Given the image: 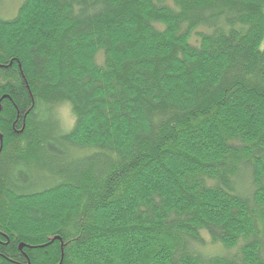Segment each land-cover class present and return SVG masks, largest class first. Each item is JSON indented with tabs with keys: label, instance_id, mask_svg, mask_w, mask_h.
Masks as SVG:
<instances>
[{
	"label": "trees",
	"instance_id": "trees-1",
	"mask_svg": "<svg viewBox=\"0 0 264 264\" xmlns=\"http://www.w3.org/2000/svg\"><path fill=\"white\" fill-rule=\"evenodd\" d=\"M0 264H264V0L0 16Z\"/></svg>",
	"mask_w": 264,
	"mask_h": 264
},
{
	"label": "rangeland",
	"instance_id": "rangeland-1",
	"mask_svg": "<svg viewBox=\"0 0 264 264\" xmlns=\"http://www.w3.org/2000/svg\"><path fill=\"white\" fill-rule=\"evenodd\" d=\"M22 1L23 0H0V16L5 18V19H9V18H12L13 16H15L17 9H18L19 5L22 3ZM52 115L54 116V118H56L58 125L61 128L66 129V128L70 127L72 122H73V117L70 113L69 106L66 104H61L59 106L54 107ZM40 177L41 176H39L37 173H35V175H34V184L35 185H39L38 181H39ZM205 241L207 242V244L205 245V249L209 254L211 252H215L217 250L216 245L212 246L211 244H208L209 242H208V239L206 237H205ZM217 245L219 246V244H217ZM219 251L224 252V249L222 246H220ZM218 254H223V253L218 252Z\"/></svg>",
	"mask_w": 264,
	"mask_h": 264
},
{
	"label": "water",
	"instance_id": "water-1",
	"mask_svg": "<svg viewBox=\"0 0 264 264\" xmlns=\"http://www.w3.org/2000/svg\"><path fill=\"white\" fill-rule=\"evenodd\" d=\"M57 239H60L59 237H55ZM61 245H62V242H61ZM19 248L21 249L22 248V244L19 246Z\"/></svg>",
	"mask_w": 264,
	"mask_h": 264
}]
</instances>
